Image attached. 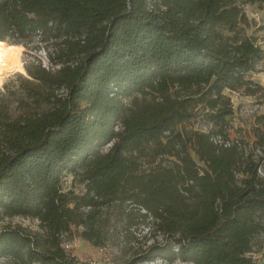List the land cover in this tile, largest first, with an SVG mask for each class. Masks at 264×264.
I'll return each mask as SVG.
<instances>
[{"label": "trees", "instance_id": "1", "mask_svg": "<svg viewBox=\"0 0 264 264\" xmlns=\"http://www.w3.org/2000/svg\"><path fill=\"white\" fill-rule=\"evenodd\" d=\"M246 5L264 0H0V45L33 33L54 44L53 69L33 65L21 96L0 94V224L38 222L3 227L0 259L79 264L65 241L76 234L103 249L121 222L130 246L140 226L164 237L125 264H255L264 115L251 144L231 139L225 93L264 101L251 78L264 50L247 33ZM176 88L188 99L173 98ZM135 95L152 102L129 113L123 99ZM193 103L208 111L209 131L176 130ZM152 145L160 162L146 170ZM67 175L81 193L65 191Z\"/></svg>", "mask_w": 264, "mask_h": 264}, {"label": "rangeland", "instance_id": "2", "mask_svg": "<svg viewBox=\"0 0 264 264\" xmlns=\"http://www.w3.org/2000/svg\"><path fill=\"white\" fill-rule=\"evenodd\" d=\"M243 9L249 22V26L246 28L247 33L249 35L255 34L259 44L264 47V6L246 5L243 6ZM5 42V48L15 56L23 72H13L5 75L2 86L0 87V94L6 92L21 96L23 93L19 86L20 82L28 77L27 68L38 65L39 63H42V65L48 69L52 68L49 55L54 48L53 38L50 36L44 38L43 35L39 33H33L18 43H13L12 41ZM58 68L59 67L54 66V69ZM251 78L255 83L264 87V60L258 64L256 72L251 75ZM171 93L175 99H188L187 93L177 88L172 90ZM225 93L230 97L235 111L234 117L230 119L231 139H242L251 144L254 140L252 128L256 123V119L264 115V101L260 98L261 94L254 96L247 95L243 91L232 93L229 90ZM123 102L128 109L127 111L130 113L137 106L152 102V98L150 96L135 95L130 98H124ZM193 104L194 107L191 110L192 118L182 125H179L176 130L191 129L203 132L209 131L212 125L209 124L206 117L208 111L201 104ZM256 107L258 109L257 111L254 110ZM115 127L117 130H120L121 124L118 123ZM110 146L111 144H108L104 148V152H106ZM152 153L153 145L148 147L146 157L144 156L141 158L143 168L146 170H149L152 166L160 162L159 159H157L156 163H152L154 160ZM163 165H170V162L164 161ZM261 171V176L264 177V167ZM63 187L65 191L74 190L76 193H81L83 191V186L79 181L73 179L71 175H67L64 178ZM120 223L121 222L116 223L111 240L103 249L94 247L76 234L65 241L64 247L66 251L77 257L80 262L79 264H125L139 249L143 247L146 248L155 243H164L162 233L155 225H150L148 227L140 226L132 232L136 234L139 242H135L130 246L124 238L125 229ZM5 226H23L36 230L38 222L23 217H13L5 219V221L0 224V230ZM253 251L252 257L255 264H264V231H261L254 237ZM0 264H12V262L6 259H0ZM145 264L165 263L156 261ZM175 264L189 263L176 261Z\"/></svg>", "mask_w": 264, "mask_h": 264}, {"label": "bare ground", "instance_id": "3", "mask_svg": "<svg viewBox=\"0 0 264 264\" xmlns=\"http://www.w3.org/2000/svg\"><path fill=\"white\" fill-rule=\"evenodd\" d=\"M13 72H23V70L15 59V56L4 46L0 45V87L2 86L4 76Z\"/></svg>", "mask_w": 264, "mask_h": 264}, {"label": "built area", "instance_id": "4", "mask_svg": "<svg viewBox=\"0 0 264 264\" xmlns=\"http://www.w3.org/2000/svg\"><path fill=\"white\" fill-rule=\"evenodd\" d=\"M262 48H263V50H264V47H262ZM232 93H233V92H232ZM254 110L257 111V110H258L257 107H256ZM215 141L221 143V139H220L219 137L216 138ZM227 145H230V143H227ZM257 153L261 154V151L257 150ZM259 173L262 174L261 169L259 170Z\"/></svg>", "mask_w": 264, "mask_h": 264}]
</instances>
